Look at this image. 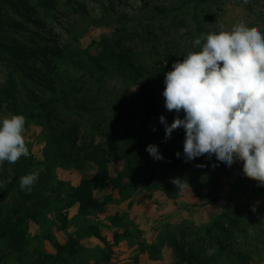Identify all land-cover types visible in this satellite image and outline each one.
Instances as JSON below:
<instances>
[{"label":"rangeland","instance_id":"rangeland-1","mask_svg":"<svg viewBox=\"0 0 264 264\" xmlns=\"http://www.w3.org/2000/svg\"><path fill=\"white\" fill-rule=\"evenodd\" d=\"M53 1L52 9H43L36 0H0V38L27 57L18 64L1 53L0 119L25 117L23 138L28 156L21 157L29 162L31 172L49 168L51 184L61 189V201L27 221L19 207V180L9 187L11 164H0V218L11 215L13 219L9 230L3 229L0 221V264H81L84 255L77 252L78 236L59 234L62 228L76 224L81 232L103 240L99 222L88 224L93 216L113 198L129 201L128 209L137 197L149 198L154 192L168 199L194 197L185 207L197 220L182 224L179 242L171 244L184 243L187 249L206 253L212 250L210 258L198 264H264V187L243 176L242 162L212 170L214 161L183 160L175 179L184 180L188 187L177 190L171 180H162L151 190L105 146L111 159L105 168L112 178L120 175L121 184L94 191L99 203L107 202L97 212L79 214V205L72 204L69 195L98 168L84 159L83 150L78 152V161L62 154L64 148L75 154L84 140L102 143L98 127L139 125L133 97L144 88L162 96L164 73L196 50L192 41L201 33L230 31L242 24L264 34V0H249L247 5L238 0ZM155 6L166 7L171 13L159 16ZM176 116L183 118V113ZM67 129L75 131L77 147L70 148L61 140ZM173 135V144L180 147L176 145L180 129L173 130ZM211 202H215V218L200 223L205 217L203 205ZM75 212V218H68ZM119 217L117 213L114 219ZM228 217L238 225L228 223ZM216 223L228 225V234L219 233ZM69 239L72 245L65 246ZM54 242L63 245L58 256ZM100 256L106 258L104 253ZM172 264L185 263L176 255Z\"/></svg>","mask_w":264,"mask_h":264},{"label":"clouds","instance_id":"clouds-1","mask_svg":"<svg viewBox=\"0 0 264 264\" xmlns=\"http://www.w3.org/2000/svg\"><path fill=\"white\" fill-rule=\"evenodd\" d=\"M238 2L247 5L249 0ZM192 46L195 51L164 73L163 106L183 113L171 124L164 116L158 118L165 139L182 128L185 162L214 161L212 170L242 162L243 176L264 187V34L240 24L230 31L201 33ZM25 124L23 115L0 119V164L28 156ZM145 151L154 160L162 159L156 145H147ZM175 155L180 158L181 153ZM37 178V173L21 176L19 188L30 191ZM171 183L181 191L188 187L181 179Z\"/></svg>","mask_w":264,"mask_h":264},{"label":"trees","instance_id":"trees-1","mask_svg":"<svg viewBox=\"0 0 264 264\" xmlns=\"http://www.w3.org/2000/svg\"><path fill=\"white\" fill-rule=\"evenodd\" d=\"M36 2L43 9H52L54 4L53 0H36ZM154 11L157 15L163 17L171 13L170 9L161 6H155ZM1 53H5L7 57L18 64L24 63L27 58L25 52L20 51L17 47L8 45L0 38V56ZM2 92L6 93V90H2ZM133 104L134 110L139 112L136 117L139 125L133 122L132 124L115 123L98 127L97 132L104 138V141L100 144L93 145V140H90V142L84 140L82 146L77 147L76 138L78 137L74 135L75 131L67 129L62 132L61 140L65 141L70 148H78L75 154H72V152L68 151L66 148L62 149L64 157L67 159L72 158L73 161H78L81 158L78 152L79 150H83L84 159L94 163L98 168L92 178L81 180L80 184L74 188L71 195H69L72 204L77 203L79 205V214H84L88 210L97 212L107 202L99 203L92 195L94 191L103 190L110 184H121L122 177L117 175V177L112 178L105 168V165L111 161L105 152V146L112 150L115 158L122 161L128 170L136 172V175L142 178L141 183L143 187H148L151 190L155 188L157 184L161 183L162 180L169 181L174 179L180 172L178 166L180 162L184 160L182 150L184 139L183 129L177 128L180 129V141L176 143V145L180 147H176L171 139L174 137L173 132L170 138L165 139L164 127L158 120L160 116H164L166 122L171 124L173 118L177 117L176 112L174 110L167 111L163 106V97L150 92L147 88H144L141 94L133 97ZM153 129L155 130L153 131ZM113 134H116L114 137L119 138L117 140L114 139ZM149 144L157 146L162 159L154 160L148 155L145 148ZM90 148H92V150ZM177 152L181 153L180 158H177L175 155ZM11 167L13 177L9 187H13V184L15 182L17 183L21 176L29 173L38 174V178L31 186V190L20 192L21 201L19 207L23 214V218L27 221L34 220L38 213L48 210L51 205L61 201V189L54 188L51 184L52 175L49 168L44 169L42 172H31L29 162L24 161L22 157L15 163H12ZM126 186L134 188L132 184H127ZM0 221L3 222L1 227L5 230H9L10 226L13 224L11 215L0 218ZM227 221L230 224L237 223L238 225L237 220L231 217H228ZM226 226L228 225L217 224V231L221 234H228ZM89 230L92 231L94 228L90 227ZM95 236L98 237L96 234ZM72 243L73 241L69 239L65 246L72 245ZM183 244L179 245V243H177L175 245L176 254L180 262L185 264H198L202 262V259L210 258V255H208L206 251H196L192 248L187 249L185 248L186 245ZM62 247L63 245L57 242L53 243V248L57 256L60 254L59 251ZM77 252H79V250H77ZM68 264L74 263L68 261Z\"/></svg>","mask_w":264,"mask_h":264},{"label":"crops","instance_id":"crops-1","mask_svg":"<svg viewBox=\"0 0 264 264\" xmlns=\"http://www.w3.org/2000/svg\"><path fill=\"white\" fill-rule=\"evenodd\" d=\"M193 198L168 199L154 192L149 198L137 197L128 209L126 204L129 201L121 202L113 198L88 223L95 226L99 222L103 240L81 232L76 224L65 226L59 234L64 232L67 237L78 236V253L84 255L81 264H172L177 254L171 243L179 240L178 230L185 222L197 220L192 210L185 207ZM214 205L215 202L203 205L205 217L202 216L200 223L207 224L210 218H215ZM73 208H77L76 205ZM117 213L120 217L114 219ZM76 216L77 212L68 215V218ZM91 253L95 254L89 256ZM100 253L106 254V258L102 259Z\"/></svg>","mask_w":264,"mask_h":264}]
</instances>
